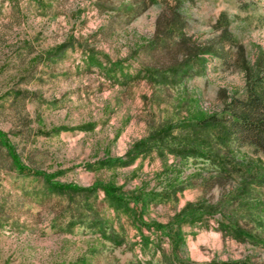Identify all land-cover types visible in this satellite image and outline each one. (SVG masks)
Instances as JSON below:
<instances>
[{
	"label": "rangeland",
	"instance_id": "rangeland-1",
	"mask_svg": "<svg viewBox=\"0 0 264 264\" xmlns=\"http://www.w3.org/2000/svg\"><path fill=\"white\" fill-rule=\"evenodd\" d=\"M179 1L185 23L178 31L214 43L227 58L204 52L203 69L193 60L186 76L166 70L149 77L138 73L183 50L151 46L162 0L137 15L135 0H0V264H264L263 242L236 239L223 227L237 222L264 237V184L245 181L264 174V157L252 146L212 141L211 156L164 158L152 149L113 162L154 128L219 112L226 97L243 94L237 45L250 63L264 54V0ZM225 19L234 43L220 35ZM3 135L12 157L59 182L158 191L143 219L180 227L183 240L175 247L159 229L136 226L100 187L57 192L41 175L20 172ZM187 201L215 208L202 219L173 222ZM100 220L121 243L101 234Z\"/></svg>",
	"mask_w": 264,
	"mask_h": 264
},
{
	"label": "trees",
	"instance_id": "trees-1",
	"mask_svg": "<svg viewBox=\"0 0 264 264\" xmlns=\"http://www.w3.org/2000/svg\"><path fill=\"white\" fill-rule=\"evenodd\" d=\"M154 1L156 0H135V3L133 2L131 7L134 11V15L141 13L149 3ZM172 1L174 3H171ZM179 2V0H162V7L155 21V37L153 38L151 46L153 48L170 50L172 45L175 47L177 44L175 49H178V46L183 49L180 56H177V50H174V54L169 57V63L163 66L159 65L143 68L138 73L139 75L153 77L154 74L160 72L161 77H164L166 76L165 72L167 70L168 72H174V74L179 73V77L186 76L190 74V70L193 68V60H196L202 69L205 68L207 56L204 55V52L212 56L215 54L220 57L221 60H226V55H224L222 51H218V49L214 48V43L195 42L181 30L178 31L185 23ZM224 23H227V19H225ZM220 30L221 36L225 37L231 43L236 42L227 24L221 26ZM237 46L240 49L238 60L240 58V63L245 73V89L243 94H233L226 97L223 107L219 112H213L200 117L182 119L178 122H167L154 128L146 135L133 142L126 152L124 159H122V157H117L113 159V162H131L138 155L150 152L152 149H155L156 152L164 158H166L167 152L172 153L180 159H186L188 156L197 155L211 156L213 153V148L211 146L212 141H215L219 146H225L229 143L238 146L249 145L252 146L254 152L261 153L264 157V54L259 55L254 62L250 63L244 55L242 45ZM88 59L90 62L101 64V60L93 53H89ZM111 66H115V63L113 62ZM116 67H119V63ZM107 69L114 70L110 66H108ZM176 127H180L179 130H175ZM183 129H185V131H183ZM207 130H212L214 132L212 138L201 134L205 133ZM1 143L6 150H8L7 152L10 154L11 160L16 162L17 169L20 172L41 175L51 189L57 192L64 191L65 188L94 192L97 187H100L103 189L105 199L113 209H115L117 213H124L130 216L136 226L146 225L147 227L159 229L164 235H167L168 238L174 240L175 247L178 246L180 240H183L180 227H173L171 224L167 225L160 222H150L143 219L142 215L144 209L150 200L158 196V191H125L122 189L121 185H117L113 181L96 183L89 187L62 183L52 179V176H45L44 171L31 169L23 160L19 161L15 157H12L14 149L11 147L5 135L2 137ZM164 169L168 171L171 167L166 166ZM219 176L220 175H214L212 178L218 180ZM175 181L176 177L171 179L170 182L175 183ZM245 181L252 185H263L264 174L251 173L250 177L246 178ZM175 184L176 185H172L171 190H175V188L178 187L177 183ZM130 201H133L134 205H130ZM138 202H141L139 208L135 205V203ZM214 208L215 207L212 205L201 201H187L185 205L175 213L173 222H179L180 219H189L192 221L202 219L205 213H210ZM98 222L100 223L102 235L116 243H121L120 240H115L114 236L105 232L104 227H101L104 220ZM223 227L236 239H249L252 242L261 241L264 243L263 235L252 232L248 228L240 226L237 222H235L233 226L224 224ZM148 242L147 240L144 241L145 244ZM155 245L156 244L153 243L151 246L155 247ZM174 264L196 263L190 259H181L180 262ZM220 264L254 263L235 259L222 261Z\"/></svg>",
	"mask_w": 264,
	"mask_h": 264
}]
</instances>
